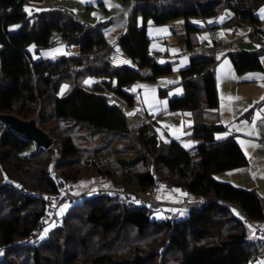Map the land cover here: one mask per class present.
Returning <instances> with one entry per match:
<instances>
[{
    "label": "trees",
    "instance_id": "1",
    "mask_svg": "<svg viewBox=\"0 0 264 264\" xmlns=\"http://www.w3.org/2000/svg\"><path fill=\"white\" fill-rule=\"evenodd\" d=\"M122 2L124 8L133 7L127 17V30L119 37L117 45L130 55L139 70L129 67L116 70L110 65L115 46L103 34L102 27L107 24L86 25L62 7L29 14L25 10L27 0H0V114L30 120L44 100L49 104V113L43 111L39 118L42 126L55 121L58 125L84 126L105 137L109 133L125 137L130 132L128 117L113 98L133 106L134 96L127 91V86L172 73L170 64L161 65L149 54L146 29L149 19L156 25L182 19L189 29L191 18H214L229 9L233 17L227 23L252 24L258 30L260 22L256 13L264 6V0ZM139 16L144 21L141 28L137 26ZM54 32H58L68 46H77L78 54L64 56L56 62L34 61L29 46L33 44L39 51L53 45ZM230 58L239 74L262 70L257 52H236L230 54ZM215 61L213 58L192 59L190 65L180 71L183 96L169 101V110L195 114L192 132L201 140L198 157H189L188 150L175 140L162 142L153 132V124L146 123L138 128L133 139L134 153L139 156L129 160L123 158L127 156L124 151L117 153L123 169L144 167L129 177L124 176L123 187L145 191L160 177L167 180L169 186L180 187L198 198L197 203L177 212L176 223L168 219L157 221L151 218L148 209L117 204L112 198L99 201L85 198L82 204L67 207L69 211L59 227L46 239L35 245L15 246L30 238L44 214V200L33 194L39 191L57 194L60 186L50 172L52 151L37 147L0 120V249L4 252L0 264H53L49 254L58 257L54 264H257L259 259L264 260L263 243L250 240L251 226L233 212L236 207L247 219L263 221L264 200L255 192L237 189L214 178L217 173L247 164L234 139H215V133L223 131V127L206 125L202 119L205 111L218 107ZM144 69L149 71L142 73ZM88 76L108 77L111 81L87 86L83 80ZM63 84L73 87L67 96L60 97ZM160 94L164 96L166 91ZM63 133L59 166L66 173L65 169L79 162L80 150L76 133L73 135L69 129ZM33 172L40 175L39 179H34V186L17 179L18 175H33ZM100 174L111 177L107 170L101 169ZM128 184H133V188L127 187ZM82 207L85 209L81 210ZM78 225L86 231L82 237L73 235ZM130 234L131 244L123 243L126 238L130 239ZM120 240L123 242L117 251L89 249L94 241L103 247L104 244L116 245ZM73 246L75 248H71ZM122 247L126 249L119 252ZM128 255L130 258H125Z\"/></svg>",
    "mask_w": 264,
    "mask_h": 264
},
{
    "label": "crops",
    "instance_id": "2",
    "mask_svg": "<svg viewBox=\"0 0 264 264\" xmlns=\"http://www.w3.org/2000/svg\"><path fill=\"white\" fill-rule=\"evenodd\" d=\"M104 1L107 0H102L99 2L92 1V3L104 4ZM129 11L130 7L125 8L122 14H120L118 17H115V19H112L106 23H102L103 25L107 24L105 27H102V31L108 42L115 46V52L121 51L120 47L117 45V42L119 37L127 30V17ZM256 16L260 22V27L258 30H256V27L252 24L236 26L232 25V23H227V21L233 17V13L229 9H224L220 14H218V16L214 18H191L190 22L192 27L189 29L185 27L184 31L179 33L172 32L170 29V24L173 22H179L182 19L161 25H156L151 19H149L146 22V29L148 38L150 40L149 54L150 56L154 57L161 65L170 64L172 66L173 64L190 57L189 63L188 61L178 63L181 67L186 64L188 65L177 69V74H175V71H173L172 67L171 74L173 77L169 81L170 86L174 84H181L180 71L188 67L192 59L198 60L213 58L216 60L213 66V72L218 95V107L214 110L205 111L203 113L202 119L206 125L222 126L223 131L215 133V139L217 141H223L228 138L234 139V141L244 153L247 159V164L237 169L217 173L214 175V178L218 182L231 184L237 189L255 192L261 200H264V99H262L264 98V86H262L264 85V31L261 29L262 24H264V6L257 11ZM137 24V26L140 28L143 26L144 21L142 16L138 17ZM211 28L218 29L220 34L227 37L230 45L226 50L222 52L215 51L213 47V40L211 39V36L208 32V30ZM255 30L257 32H255ZM241 51L259 53L262 70L248 71L239 74L234 68L230 54ZM78 52L71 55L78 54ZM127 67L133 70H139L137 64L132 60L129 62ZM148 71V69H144L141 72L147 73ZM92 79L94 83L111 81L108 77H93ZM113 85H115V81H113ZM67 89L68 85L63 84L60 91L62 92L63 90L62 93H65L67 92ZM126 89L128 92L133 94L134 86H127ZM182 89L183 91L181 95L172 97L169 99V101L173 98L183 96V86ZM165 91L166 94L164 96L167 95V89ZM133 96V105L135 106V102L139 101L137 98L138 94H133ZM229 97L233 99L229 100ZM113 102L117 104V97L113 98ZM140 104L141 108L138 110L143 109L141 102ZM184 112H190L192 114L194 124L192 125L191 129L193 130V127L196 123L195 114L191 111ZM147 123L155 124L157 123V118L155 122L148 121ZM192 136L194 137L193 132ZM218 137L220 138L218 139ZM173 140L175 139H171V141ZM175 141H177L185 150L198 147L201 143V140L198 139L196 140L197 142H194L190 146L184 147L180 140ZM104 180V182H101L103 188H125L120 185V183L115 184L110 178L106 177ZM157 180L160 179L158 178ZM89 190H91V188H80V192L82 191V193L88 194ZM154 195L156 196L155 199L153 198ZM184 196L185 192L180 187L169 186L167 184L165 187V192L153 194L151 199L166 203L179 204L182 202ZM163 211L168 213L166 209ZM236 211L240 215L239 218L237 217L238 213ZM233 212L238 219L243 220L245 223H247V220H249L246 218L244 212L240 209L234 207ZM252 222L254 224L261 223L264 225V220L260 222ZM250 226V240L262 242L263 246L261 247V252L264 253V240L257 238L253 231L252 225ZM262 260L263 259H259L257 264H262Z\"/></svg>",
    "mask_w": 264,
    "mask_h": 264
},
{
    "label": "rangeland",
    "instance_id": "3",
    "mask_svg": "<svg viewBox=\"0 0 264 264\" xmlns=\"http://www.w3.org/2000/svg\"><path fill=\"white\" fill-rule=\"evenodd\" d=\"M27 4L25 5V10L29 14L34 12H38L41 9H48L51 7L58 8L62 7L74 13L76 18L80 20L82 23L89 26H96L97 24H102L115 19L124 11L122 0H107L104 1V4L92 3V0H27ZM55 5V6H54ZM133 6L131 5L130 10ZM53 45L40 49L37 51V47L35 45H31L28 48L29 53L31 54L34 61H39L41 59L50 60L56 62L64 56H69L79 51L77 46H68L65 42L61 40L60 34L58 32H54L52 36ZM183 61H190V57L186 58ZM178 62V63H180ZM173 64V71L177 74V69H180L181 66L179 64ZM181 65V64H180ZM188 64L182 66L185 67ZM181 67V68H182ZM173 75L167 76H159L152 81L148 80H138L132 84L134 86L133 94H138L137 98L142 103L143 109L138 110L134 105L129 106L120 98H117V104L122 108L126 116L128 117V121L130 124V132L125 134V137H118V135L110 134L108 137H105L103 134H99L97 132H90L85 129L84 126H73L70 123H62L58 125L55 121H50L46 125H41L39 122V118L42 116L43 111L47 114L49 113L47 106L49 105L46 101H41L39 105V109L36 111L33 118L38 119L39 127L48 134V136L52 139L53 145L49 149H45L47 151H52L53 153V162L50 165L51 175L52 171H55L57 175H59L63 181L70 182L71 187L73 189H77V193L81 194V189L91 188L89 191H93L96 189L103 188L101 182H104L107 177L105 174H100V170H107L114 181V183H120L122 185V180L124 176H131L135 171H142L144 169L143 166L137 167L135 170H126L123 169L119 164L120 155L117 153H122L124 151L127 156H123L125 159L132 160L133 158H137L139 153H134L135 142L134 138L137 135L138 128L149 121V116L153 115L157 118V123L151 125L153 128V132L159 137V139L168 143L171 139L180 140L184 147L190 146L194 142H197L196 138L192 136V125L194 124L193 116L190 112H182V111H169V99L175 97L177 95L182 94V85H169L170 79H172ZM93 77H85L83 80L84 85L91 86L94 81ZM73 85H68L67 92L62 93L60 91V97H65L71 91ZM167 89V95L161 96L160 92L162 90ZM50 110V109H49ZM131 114V115H130ZM32 118V119H33ZM22 119V118H21ZM26 120V119H23ZM29 120V119H28ZM27 120V121H28ZM31 120V119H30ZM69 129L74 135L76 133V142L77 146L80 150V156L77 158L79 161H75V165L69 169H65L66 173L62 172L61 167L59 166L61 161V140L64 139L65 135L63 130ZM73 128V129H72ZM72 129V130H71ZM112 133V132H111ZM219 136V135H218ZM118 140V141H117ZM134 144V145H133ZM35 152V149H33ZM120 150V151H119ZM128 152V153H127ZM130 152V153H129ZM123 154V153H122ZM100 168V169H99ZM105 175V176H103ZM39 173L33 172V175H18L17 179L20 180L23 184H31L33 185L34 179H39ZM70 176V178H68ZM53 177V176H52ZM32 178V179H31ZM60 178V181H62ZM54 179V178H53ZM160 180H163L159 177ZM117 181V182H116ZM166 184L168 183L167 180ZM125 183V182H124ZM34 186V185H33ZM127 187L133 188V184H128ZM118 189V188H116ZM133 190V189H130ZM88 191V190H87ZM165 192V191H163ZM161 192V193H163ZM75 191L74 194L78 195ZM159 193V192H158ZM80 196V195H78ZM83 200L79 203H76L74 206H78L83 203L84 198L80 196ZM88 199H94L96 201L103 200L104 197L91 198L90 195L87 197ZM155 199L156 196L154 195ZM71 206L62 207L58 210L57 215L54 217L53 221L42 231L38 233L35 238H29L24 242L16 243L15 246H25V245H35L48 236H50L54 229L58 228L63 218L66 216L69 208ZM85 209L82 207L81 210ZM80 210V208L78 209ZM237 212V211H236ZM235 212V213H236ZM238 213V212H237ZM236 213V214H237ZM150 215L152 219H156L157 221H165L168 219L167 213L163 210L159 211H150ZM239 218V213L237 214ZM82 225H78L74 227L73 235H80L86 232L81 229ZM131 234L128 238L125 239V242L121 241L118 243H112L110 246L108 244H104L103 247L99 246L95 241L90 243L89 249L90 251L95 250H110L109 248L115 249L117 251L118 245L120 243L130 242L131 244ZM97 237L95 236L94 239ZM99 238V237H98ZM152 245V244H150ZM109 246V247H108ZM119 247V248H120ZM71 248H75L74 246ZM70 248V249H71ZM69 249V250H70ZM122 249L125 250L126 247H122L119 252H122ZM89 252V251H88ZM132 253V251H131ZM130 253V254H131ZM4 252L0 249V259L3 257ZM51 258V262L54 264L58 260L54 258L53 255L49 254ZM125 258H130L129 255L125 256ZM264 264V260L261 261Z\"/></svg>",
    "mask_w": 264,
    "mask_h": 264
},
{
    "label": "built area",
    "instance_id": "4",
    "mask_svg": "<svg viewBox=\"0 0 264 264\" xmlns=\"http://www.w3.org/2000/svg\"><path fill=\"white\" fill-rule=\"evenodd\" d=\"M93 2H99L102 0H92ZM186 27V22L181 20L179 22H173L170 24V29L172 32L179 33L184 31ZM261 29L264 31V24H262ZM211 39L213 40V47L215 51L222 52L226 50L230 42L226 36L220 34L218 29L211 28L208 30ZM131 61V57L128 53L124 51H116L110 59V65L116 70H122L126 68ZM137 109L141 108L139 101L135 102ZM156 117L151 115L149 116V122H155ZM188 155L191 158H196L200 155V149L194 147L188 150ZM52 176L54 180L59 184L60 191L57 194H46L42 191L36 192L33 195L41 198L45 202V211L40 220L37 223L35 230L32 232L30 238H35L40 231L46 228L57 215L58 210L66 206H74L76 203L81 202L83 199L80 196H83L85 199L89 194L91 198H112L117 204H126L128 206H138L141 208H146L149 211H159L167 210V217L170 223H176L178 220L179 211H185L189 206L198 202V198L192 192H186L185 196L181 203L172 204L166 203L163 201H155L151 199L153 194L158 192L165 191L166 181L157 180L152 186H150L145 191L130 190L127 188L124 189H109V188H100L87 193H77V189L71 187L70 182H65L62 178L56 174L55 171H52ZM60 178L62 181H60ZM74 191L80 195L74 194ZM247 223L252 225L253 230L257 238L264 240V225L261 223L254 224L251 220H247Z\"/></svg>",
    "mask_w": 264,
    "mask_h": 264
},
{
    "label": "water",
    "instance_id": "5",
    "mask_svg": "<svg viewBox=\"0 0 264 264\" xmlns=\"http://www.w3.org/2000/svg\"><path fill=\"white\" fill-rule=\"evenodd\" d=\"M0 120L12 130L33 141L37 147L49 149L53 145L52 139L39 127L37 118L27 121L13 114H0Z\"/></svg>",
    "mask_w": 264,
    "mask_h": 264
},
{
    "label": "snow or ice",
    "instance_id": "6",
    "mask_svg": "<svg viewBox=\"0 0 264 264\" xmlns=\"http://www.w3.org/2000/svg\"><path fill=\"white\" fill-rule=\"evenodd\" d=\"M26 11H27V9H26ZM262 86H264V85H262ZM229 100H231V99H233V98H231V97H229L228 98ZM236 99H238V98H236ZM262 99H264V98H262ZM131 115V114H130ZM220 137H218V139H219ZM253 146H255V145H253Z\"/></svg>",
    "mask_w": 264,
    "mask_h": 264
}]
</instances>
